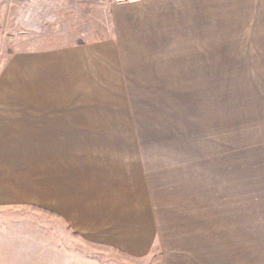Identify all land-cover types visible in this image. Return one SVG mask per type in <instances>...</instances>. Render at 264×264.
I'll return each instance as SVG.
<instances>
[{
	"label": "crops",
	"instance_id": "0c3cea01",
	"mask_svg": "<svg viewBox=\"0 0 264 264\" xmlns=\"http://www.w3.org/2000/svg\"><path fill=\"white\" fill-rule=\"evenodd\" d=\"M108 7L104 38L0 59V207L132 260L264 264V0Z\"/></svg>",
	"mask_w": 264,
	"mask_h": 264
},
{
	"label": "rangeland",
	"instance_id": "374dc122",
	"mask_svg": "<svg viewBox=\"0 0 264 264\" xmlns=\"http://www.w3.org/2000/svg\"><path fill=\"white\" fill-rule=\"evenodd\" d=\"M110 1L16 0L14 4L0 0V59L15 49L106 37L111 27ZM246 31L243 25H224L225 36L230 38L232 32ZM229 44L231 40L225 41V47ZM161 255L154 249L142 260L125 258L89 243L63 218L39 205L0 207V264H158Z\"/></svg>",
	"mask_w": 264,
	"mask_h": 264
},
{
	"label": "built area",
	"instance_id": "2783aa9c",
	"mask_svg": "<svg viewBox=\"0 0 264 264\" xmlns=\"http://www.w3.org/2000/svg\"><path fill=\"white\" fill-rule=\"evenodd\" d=\"M127 0H112V2L118 3V2H125Z\"/></svg>",
	"mask_w": 264,
	"mask_h": 264
}]
</instances>
